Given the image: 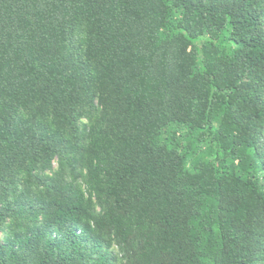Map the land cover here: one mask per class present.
<instances>
[{"label": "trees", "instance_id": "1", "mask_svg": "<svg viewBox=\"0 0 264 264\" xmlns=\"http://www.w3.org/2000/svg\"><path fill=\"white\" fill-rule=\"evenodd\" d=\"M0 264H264V0H0Z\"/></svg>", "mask_w": 264, "mask_h": 264}, {"label": "rangeland", "instance_id": "2", "mask_svg": "<svg viewBox=\"0 0 264 264\" xmlns=\"http://www.w3.org/2000/svg\"><path fill=\"white\" fill-rule=\"evenodd\" d=\"M58 166V163L56 162V167Z\"/></svg>", "mask_w": 264, "mask_h": 264}]
</instances>
